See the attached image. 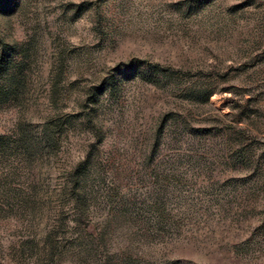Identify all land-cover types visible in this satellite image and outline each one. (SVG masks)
Returning <instances> with one entry per match:
<instances>
[{"label":"rangeland","instance_id":"1","mask_svg":"<svg viewBox=\"0 0 264 264\" xmlns=\"http://www.w3.org/2000/svg\"><path fill=\"white\" fill-rule=\"evenodd\" d=\"M0 264H264V0H0Z\"/></svg>","mask_w":264,"mask_h":264}]
</instances>
